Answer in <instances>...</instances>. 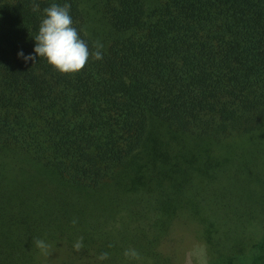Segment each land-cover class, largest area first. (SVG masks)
Wrapping results in <instances>:
<instances>
[{
  "label": "trees",
  "instance_id": "obj_1",
  "mask_svg": "<svg viewBox=\"0 0 264 264\" xmlns=\"http://www.w3.org/2000/svg\"><path fill=\"white\" fill-rule=\"evenodd\" d=\"M52 3L101 60L34 53ZM263 219L264 0H0V264H264Z\"/></svg>",
  "mask_w": 264,
  "mask_h": 264
},
{
  "label": "clouds",
  "instance_id": "obj_2",
  "mask_svg": "<svg viewBox=\"0 0 264 264\" xmlns=\"http://www.w3.org/2000/svg\"><path fill=\"white\" fill-rule=\"evenodd\" d=\"M71 5L65 3L59 5L52 3L43 9L44 18L42 19L38 34L33 36L36 44L34 53L40 58H45L48 64L52 65L62 74H75L80 72L86 65L89 57L101 60L103 58L101 49L103 44L99 41L95 44V51H90L87 42L79 35L78 30L73 27L72 17L70 16ZM40 5L34 3L33 11H39ZM25 62L35 61L33 54L25 55L23 51L18 53ZM73 220V224H76ZM35 246L40 254L46 258L53 252L51 246L42 239L35 240ZM73 248L76 252L84 249L83 237L79 238ZM123 255L130 260H139L140 253L135 249H126ZM109 258L108 252H103L97 256V261H105Z\"/></svg>",
  "mask_w": 264,
  "mask_h": 264
},
{
  "label": "rangeland",
  "instance_id": "obj_3",
  "mask_svg": "<svg viewBox=\"0 0 264 264\" xmlns=\"http://www.w3.org/2000/svg\"><path fill=\"white\" fill-rule=\"evenodd\" d=\"M263 223H264V219H263ZM262 232L264 234V229H262ZM175 233L179 234L177 232ZM180 239L182 243L180 248L182 252L181 256H184V258H186L188 255L191 256L193 260V261L191 260L193 262L192 264H211L210 260L207 259L206 249L204 248V245L206 244L204 240L198 241L197 238L194 237L193 235L187 236L186 241H184L182 238Z\"/></svg>",
  "mask_w": 264,
  "mask_h": 264
}]
</instances>
